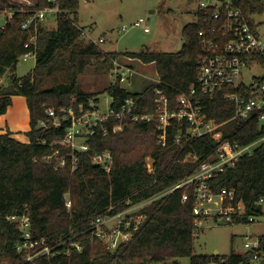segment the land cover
<instances>
[{"label": "trees", "instance_id": "16d2710c", "mask_svg": "<svg viewBox=\"0 0 264 264\" xmlns=\"http://www.w3.org/2000/svg\"><path fill=\"white\" fill-rule=\"evenodd\" d=\"M231 1L251 23H255V15L264 14L263 0ZM48 5L54 4L35 0L26 10L11 7L14 17L6 16L4 26L0 25V75L8 69L14 70L24 53L36 49V66L31 74L14 77L6 87L0 85V115L7 113L14 96L22 95L27 101L31 126L26 143L17 140L12 131L0 134V264H182L183 258L189 259L187 264H209L212 255L196 253L193 188H177L148 204L144 208L145 223L131 241L121 244L114 252L93 238L90 229L95 217L123 209L129 200L138 203L150 199L192 175L215 152L219 140L229 138L248 143L262 136L256 121L231 119L233 106L218 94L204 98L211 118L218 123L228 120L216 131L217 139L212 135L190 138L188 124L173 120L168 127L166 145L158 143L160 131L154 89L156 86L162 89L171 107L177 108L180 92L190 90L197 83V62L202 49L199 33L214 24V7H199L197 22L183 30L179 51L158 52L145 48L124 53L145 64L154 63L160 83L148 86L143 92H131L122 86L120 77H115L103 92L93 93L80 88L79 75L93 63L114 71L116 62H124L122 53L104 52L98 44L80 38L84 29L76 22L80 0H58L60 12L55 18L56 26L47 30L39 24L36 47H26L30 32L22 29V21ZM60 62L68 69V81H62L61 77L54 85L45 84L47 76L58 70ZM102 93L112 98L111 107L115 111H121L132 99L136 102V112L154 118L151 121L110 118L105 122L109 133H97L89 139V150L79 153L76 169L70 164L56 168L55 152L68 156L70 151L59 143L70 124L62 108L72 107L79 114L80 105L87 108L90 100L99 102ZM49 108L55 109L58 124L48 115ZM121 123L122 128L113 131ZM179 135L182 137L177 142ZM106 151L113 156L109 171L102 164H95L92 158ZM148 157L153 164L151 172L147 167ZM215 181L217 190L236 188L238 197L251 213L256 200L264 193V144L254 154L244 155L234 168ZM185 192L189 196L183 202ZM68 195L72 200L71 209L66 206ZM24 214L30 217L32 238L57 245L55 255L27 261L28 252L18 251L23 231L9 217ZM71 237L81 243V250L71 248L70 243L59 245ZM68 248L70 253H64ZM241 259L239 254H233L223 261L217 260V264H240Z\"/></svg>", "mask_w": 264, "mask_h": 264}, {"label": "built area", "instance_id": "2783aa9c", "mask_svg": "<svg viewBox=\"0 0 264 264\" xmlns=\"http://www.w3.org/2000/svg\"><path fill=\"white\" fill-rule=\"evenodd\" d=\"M48 2L54 5L43 7L22 21V29L30 32L26 47H36L38 25L45 22L48 17L56 18L60 12L58 0H48ZM200 7L203 9L214 7L212 13L214 24L199 33L202 49L197 62V83L190 90L180 92L176 101L177 108L171 107V101L162 89L158 86L154 89L157 95L156 114L160 131L158 143L166 145L168 127L173 120L181 125L184 122L188 124L187 136L190 138L212 135L217 139L216 131L228 120L218 123L211 118L206 111L204 98H214L218 94H221L233 106L234 115L231 119L256 121L262 136L248 143L233 141L229 138L219 140L215 152L209 155L192 175L168 191L138 203L129 200L125 208L95 217L90 229L92 237L99 239L111 252L116 251L121 244L131 241L135 233L140 230L147 219L144 208L148 204L180 187L194 190L193 236L195 241L203 231L205 223L211 219L217 222L224 221L225 224L237 223L248 227L255 225L258 228L264 226V193L256 200L254 210L250 213L244 200L238 197L236 188L223 187L219 190L215 188L217 177L225 174L228 169L234 168L244 155L254 154L264 144V37L258 25L251 23L243 10L231 0H211L210 3L202 1ZM13 17L14 14L9 16V18ZM134 26L143 27L145 32L150 31L146 18H140ZM80 38L98 45L104 41L103 38H93L85 29H81ZM31 55L36 56V49H31L21 57L27 59ZM116 64L114 75L120 77L121 83L134 74L132 67L123 66L118 62ZM256 69L262 73H252ZM156 82L160 83V80ZM99 103L100 101L90 100L89 107L84 108V105H80L79 114H76L72 107L62 108V111L67 113L64 117L70 119V124L59 143L70 151L68 156H60L58 150L55 152L56 168H65L70 164L73 170L76 169L80 161L79 153L89 150V139L97 133L102 135L109 133L105 122L110 118L120 121H123L124 117L132 121H151L154 118L152 115L136 112V102L132 99L126 102L121 111H115L110 104L107 112H101ZM47 112L55 119V124L60 122L55 109L49 108ZM121 128L122 123L114 126L113 131ZM181 137V135L177 137V142L181 140ZM92 158L95 164H102L108 171L113 165V156L109 151L96 154ZM192 158L197 157L192 156ZM147 167L150 172L153 171L152 163H148ZM188 196L189 194L185 192L182 201L186 202ZM66 206L68 209L72 207L69 195L66 197ZM112 210L113 207L110 208V211ZM9 219L16 222L23 231V240L18 244L17 249L19 252H28L25 257L27 261L56 254L57 245L51 246L45 240L32 238L28 214L13 215ZM240 236L244 242L243 250L232 249L229 255L214 252L209 264H217V260L223 261L233 254L241 256L240 264H264V229L253 230L249 234ZM67 243L71 244V248L82 249L81 243L74 240V237L59 245ZM64 253L69 254L70 248Z\"/></svg>", "mask_w": 264, "mask_h": 264}, {"label": "rangeland", "instance_id": "374dc122", "mask_svg": "<svg viewBox=\"0 0 264 264\" xmlns=\"http://www.w3.org/2000/svg\"><path fill=\"white\" fill-rule=\"evenodd\" d=\"M202 1L211 2V0H80L76 22L93 38L104 39L99 44L102 51L122 53L124 62L120 64L134 69V74L122 82V86L131 92H143L148 86L157 83L159 75L156 65L145 64L124 53L139 52L145 48L158 52L179 51L183 45V30L187 25L197 22L198 9ZM34 3L35 0H0V24L4 25L6 16L14 14L11 7L26 10ZM140 18H146L149 32H145L143 27L134 26ZM253 19L264 37V14L255 15ZM41 25L47 30L53 29L56 26V19L48 17ZM82 40L87 42L85 39ZM35 66V55L27 59L20 57L16 68L8 69L0 77V85L6 87L11 84L14 77L21 78L31 74ZM67 70L65 63L60 62L58 70L47 76L45 84L54 85L58 82L57 78L61 77L62 81H68ZM252 73L262 72L256 69ZM114 80V71L109 72L106 67L97 63L87 66L78 77L80 88L93 93L103 92ZM99 99L101 112H107L112 98L109 94L102 93ZM30 127L26 98L16 95L7 113L0 115V134L11 130L17 140L26 143L29 141L27 132ZM148 163H152L150 157L147 158ZM260 229H264V226L258 228L255 225L248 227L237 223L220 224L211 219L205 223L196 241V253L212 255L218 250L222 255H229L232 249L241 251L244 242L240 235ZM180 262L187 264L189 259L183 258Z\"/></svg>", "mask_w": 264, "mask_h": 264}, {"label": "water", "instance_id": "95a60500", "mask_svg": "<svg viewBox=\"0 0 264 264\" xmlns=\"http://www.w3.org/2000/svg\"><path fill=\"white\" fill-rule=\"evenodd\" d=\"M142 50H144V49H142ZM142 50H141V51H142ZM219 223H220V224H225V222H224V221H221V220H219ZM218 253H219V251L216 250V251H215V254H218Z\"/></svg>", "mask_w": 264, "mask_h": 264}, {"label": "crops", "instance_id": "0c3cea01", "mask_svg": "<svg viewBox=\"0 0 264 264\" xmlns=\"http://www.w3.org/2000/svg\"><path fill=\"white\" fill-rule=\"evenodd\" d=\"M1 26H4L3 24H0ZM131 67V66H130ZM4 75V74H3ZM0 77H2V75H0ZM158 80H159V78H158ZM13 101V100H12ZM1 129V128H0ZM9 131H11V130H9ZM13 132V131H12ZM5 133V132H4ZM2 134V133H1ZM13 134H14V132H13Z\"/></svg>", "mask_w": 264, "mask_h": 264}]
</instances>
